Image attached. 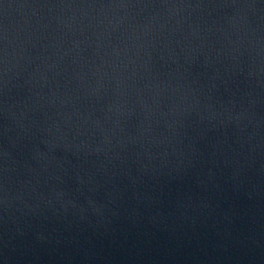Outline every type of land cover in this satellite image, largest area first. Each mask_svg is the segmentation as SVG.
<instances>
[{"label":"water","instance_id":"water-1","mask_svg":"<svg viewBox=\"0 0 264 264\" xmlns=\"http://www.w3.org/2000/svg\"><path fill=\"white\" fill-rule=\"evenodd\" d=\"M0 264H264V173L0 65Z\"/></svg>","mask_w":264,"mask_h":264}]
</instances>
